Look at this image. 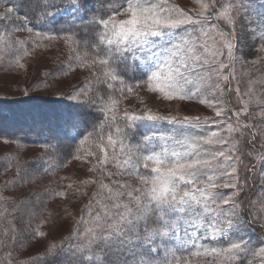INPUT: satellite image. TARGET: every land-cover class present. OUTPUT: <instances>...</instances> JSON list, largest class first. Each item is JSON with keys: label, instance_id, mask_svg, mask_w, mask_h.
<instances>
[{"label": "snow or ice", "instance_id": "obj_1", "mask_svg": "<svg viewBox=\"0 0 264 264\" xmlns=\"http://www.w3.org/2000/svg\"><path fill=\"white\" fill-rule=\"evenodd\" d=\"M192 3L195 7L188 12L168 0H8L0 5L4 33L0 43L8 33L24 28L32 32L33 21L43 24L60 11L71 14L59 28L53 27L55 35L39 31L35 35L63 39L69 66L76 62L85 70L95 69L72 96L81 107L99 113L90 130H77L75 158L95 156L98 150L101 165L111 158L121 169L108 173L109 177L119 175L123 180L135 175L140 181L133 187L126 180L113 179L118 185L115 191L101 184L108 190L110 203L103 204L89 221L78 222L92 226L83 232L76 228L65 238L76 241L69 264H95L97 249L111 257L107 264H191V257L201 255L210 258V264H240L248 257L252 258L247 264H264V246L255 249L243 238L233 239L247 223L235 200L242 187L237 165L243 155L235 147L236 134L242 137L250 126L241 124V112L233 111L228 100L236 79L237 25L249 21L258 41L254 47L264 52V23L258 28L251 25L253 17L245 14L250 0ZM261 16L264 19V13ZM21 19L25 23H17ZM17 43L22 42L8 41L5 47ZM145 87L158 99L205 106L216 119L177 118L148 110L125 112L119 125L116 104L126 93ZM236 91L239 96V88ZM260 115L264 117V110ZM140 124L145 132L132 143L130 132ZM164 124L172 130L160 131ZM250 135L254 144L257 134ZM41 147L57 150L52 144ZM260 161L264 164V151ZM94 170L95 166L89 169ZM229 188L235 191H222ZM57 248L53 244L45 255L56 254ZM36 264H41L40 257Z\"/></svg>", "mask_w": 264, "mask_h": 264}, {"label": "trees", "instance_id": "obj_2", "mask_svg": "<svg viewBox=\"0 0 264 264\" xmlns=\"http://www.w3.org/2000/svg\"><path fill=\"white\" fill-rule=\"evenodd\" d=\"M6 4L8 0H0V5ZM65 19L71 17L48 24L33 21L35 27L32 32L39 31L45 36L50 33L55 35L52 33L53 27L59 28ZM20 21L25 23L22 19ZM16 46L22 49L16 47L15 51L27 53V43H17ZM54 55L51 56H54L55 63L59 54ZM108 115L113 114L110 112ZM94 118L99 119V113L61 98L0 96V142L7 140L8 144H14L12 153L8 152V155L0 157V264H36L37 257L41 258V264H69L71 249L76 241L65 238L76 228L83 232L85 227L92 226L78 222L82 219L89 221L103 204L110 203L107 199L108 190L102 189L101 184L114 191L118 188L113 183V179L118 180V175H108L118 173L117 161L110 158L106 165H101L98 150L95 156L75 158L80 139L77 137V130H90L95 122ZM116 118L117 123L122 126V118ZM240 121L241 124L247 123L241 118ZM112 132H115L114 128ZM144 132L145 127L142 124L131 130L132 143L138 141ZM100 134L97 129V135ZM102 135L107 140L108 129ZM44 144L55 145L57 150L54 152L53 149L41 147ZM27 150L34 153L30 154ZM109 150L111 157L112 150ZM74 162L80 164V170L72 174L67 169ZM251 163L252 160L247 158V165ZM17 165L26 167L18 169ZM93 166L96 170L89 171ZM140 171L143 173L144 169L141 168ZM88 188L91 196L100 194V199L84 196ZM68 208L73 215L70 231L48 241L43 250L29 254L27 251L31 246L46 236L48 216L57 212V209L59 212L68 211ZM53 244L58 246L56 254L50 253L46 256V251ZM61 245L62 251L59 250ZM110 259L102 250H96L95 264H107Z\"/></svg>", "mask_w": 264, "mask_h": 264}, {"label": "rangeland", "instance_id": "obj_3", "mask_svg": "<svg viewBox=\"0 0 264 264\" xmlns=\"http://www.w3.org/2000/svg\"><path fill=\"white\" fill-rule=\"evenodd\" d=\"M168 2L185 12L195 7L192 0H168ZM250 3L251 7H247L245 14L253 17L251 25L258 28L261 23H264L261 16L264 13V4L261 0H250ZM0 11H2V7H0ZM65 17H71V14L60 11L56 16L45 21L44 24ZM20 22V20L17 21V23ZM3 34V31L0 30V35ZM8 41L27 43L25 46L27 53L21 54L15 51L16 44L14 47L12 45L5 47ZM254 45L258 47V41L252 35L249 21L241 20L236 29L235 57L237 62L234 68L236 79L232 82L228 100L230 102L229 107L233 111H240V118L250 126L244 129L242 137L239 133L236 134L237 140L235 142L236 149L243 153L240 158L241 163L237 165L242 187L235 200L240 205L239 211L247 223L242 225L240 232L233 234V239L243 238L250 247L258 249L260 246H264V227L261 226V221L264 220V164L260 161L261 151H264V124L261 123L264 117L260 115V112L264 110V52L257 51ZM17 48L22 49V47ZM55 53L59 56L54 63ZM90 71H95V69L85 70L76 62L69 66L68 45L63 39H40L36 37L35 33L23 29L6 34L5 42L0 43V96L7 98L39 96L49 99L61 98L68 102L78 103L72 98L75 94L74 89L80 88L86 83L85 78L90 76ZM221 83L224 82L221 81ZM237 88H239V96L236 91ZM115 107V115L122 118L121 120H123L125 112L143 114L144 111L148 110L154 114L177 118L191 116L201 119H216L215 113L205 106L188 101L158 99L157 95L148 92L146 87L136 88L133 92L126 93L125 97L120 99ZM233 118L235 123V117ZM170 130H172V126L167 124L160 128L162 132ZM252 132L257 134L254 144L251 142L250 133ZM226 147L232 148L233 145ZM13 150L14 144L0 142V157L1 155H8V152L12 153ZM27 151L30 154L34 153L32 150ZM117 151L119 153V149ZM249 153H253V155ZM247 158L252 160L249 166L247 165ZM79 166L80 164L74 162L68 165L67 171L69 170L72 174L78 173ZM120 171L121 169L118 170V173ZM118 177V180H121L119 175ZM125 180L133 187L140 183L135 175L124 176L121 182ZM222 191L232 194L235 190L229 188ZM89 192L90 189L88 188L84 196L90 197L91 192ZM91 197L100 199V194ZM124 199L126 200V197ZM225 207L230 208L231 205ZM70 208L68 211L59 210V212L57 209V212L48 216L47 234L31 246L27 251L29 254L43 250L48 241L70 231L73 225V215ZM251 258L241 259L240 264H247L248 259ZM191 264H210V258L203 255L193 256L191 257Z\"/></svg>", "mask_w": 264, "mask_h": 264}]
</instances>
